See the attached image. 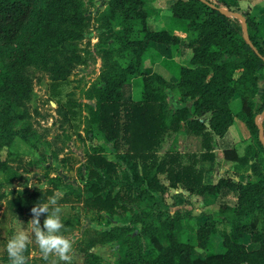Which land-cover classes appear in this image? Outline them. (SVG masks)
<instances>
[{"label":"trees","instance_id":"obj_1","mask_svg":"<svg viewBox=\"0 0 264 264\" xmlns=\"http://www.w3.org/2000/svg\"><path fill=\"white\" fill-rule=\"evenodd\" d=\"M33 2L0 0V41L11 40L18 23L30 15ZM113 3L138 23L141 35L128 41L125 62L112 59L104 65L102 83L92 88L95 104L89 106V119L105 137L114 139L116 146L123 139L125 158L128 162L132 159L133 169L135 162H138L137 166L140 162L143 174H147L151 167L164 173L168 185L155 176L149 181L159 194L163 195L166 187L180 185L190 192L215 197L222 187H227L237 192V198L234 205L220 203L218 220H203L194 231V240L190 241L182 238L176 216H172L175 214L165 212L164 217H160L156 208L162 199L157 201L145 196H132L133 199L145 198L143 202L155 212L144 211L141 216V232L149 236V241L145 245L138 241L120 244L119 256L113 263H103L92 252L93 260L89 263L86 257L85 264H264V173L257 162L264 144L258 136L259 124L254 118L256 112L252 110L259 73L264 69V23L246 13L242 14L244 26L243 22H233L227 13L219 9L224 7L222 0H172L169 5L170 20L180 22L186 31H190L183 37L167 27H150L148 17L151 7L147 0H113ZM156 43L172 46L179 56L175 71L177 80L174 82L142 67L144 53ZM35 57L36 51L30 46L0 52V104L3 106L0 115L5 117L2 138L6 142L17 131L15 125L27 115L26 101L32 91L30 77L19 69L32 64ZM52 70L54 78L67 73L59 68ZM135 77L140 81L137 99L132 95ZM167 87L177 89L181 100H192L191 108L181 106L172 111L167 100ZM234 95L240 98L237 112L230 105ZM261 97L264 99V84ZM205 115H208L206 120L203 119ZM235 117L247 125L252 136V132L256 133L259 141L252 140L247 144L243 154L229 147L222 150L221 156L236 163L235 175L241 166L250 168V174L256 175L255 179H250L248 174L245 179L221 176L214 183L204 182L203 169L196 167L195 154L188 156L187 163L182 162L177 152H168L157 159L154 147L165 129L179 131L181 128L185 132L200 134L201 145L205 149L201 158L214 159L215 155L210 152L212 133L224 135ZM98 153L93 150L88 161L93 162L102 173L95 168L90 170L94 175L90 180L91 195L84 201L99 210L114 212L117 206L125 207L120 201L124 196H120L118 191L100 194L103 185L111 182V174L116 168L113 161ZM7 167V162L0 159V171L5 172ZM47 192L50 190L36 189L9 198L7 204L15 212L32 214L34 206L44 203ZM152 216L157 217L156 229L149 228L147 224V219ZM217 222L227 223L230 228L218 231ZM125 229L127 227L123 225L111 226L107 239H115V233ZM215 233L221 236L224 250H209L202 257L194 254L193 247L206 249L211 235ZM246 241H257L259 247L248 249Z\"/></svg>","mask_w":264,"mask_h":264},{"label":"rangeland","instance_id":"obj_2","mask_svg":"<svg viewBox=\"0 0 264 264\" xmlns=\"http://www.w3.org/2000/svg\"><path fill=\"white\" fill-rule=\"evenodd\" d=\"M171 1L147 0L151 7L148 23L151 28L167 27L183 37L187 36L190 31H186L180 22L169 18ZM222 6L228 9L230 20L241 24V18L233 15L232 11L241 12L242 16V9L233 4L222 3ZM140 35L138 23L116 6L113 0H34L30 15L18 23L11 40L0 41V52L24 46H30L36 51L34 62L19 69L31 79L32 91L26 101L28 112L15 125L14 129L17 131L7 142L2 138L5 117L0 115V159L5 160L8 165L5 172L0 171V264H9L6 245L17 233L20 224L27 230L28 223L33 219L30 213L11 210L7 200L36 189L50 190L46 193L43 204L51 197H56V206L61 208L60 219L63 224L59 234L72 241V259L64 262L56 255H49L45 259L35 242V235L32 234L31 242L23 253L27 264H85L86 257L89 263L93 260L94 252L103 263H113L119 256L120 244L138 241L145 245L149 241V236L141 232V216L144 211L155 212L143 202L145 198L162 199V202L157 200L158 214L160 217H164L165 212L175 214L172 216H176L183 239L194 240V231L204 218L207 219L206 215L218 220V205L224 200L209 198V203L206 202L208 206L204 207L198 204L195 196L192 199L185 198L177 204L168 187L164 188L163 195L159 194L158 190L150 186L149 181L153 176L160 182V179L166 181L164 173L151 167L147 174H143L140 162L138 166V162H135L133 169L132 159H129V163L125 158L126 145L123 139L116 146L115 140L105 137L89 119V106L95 104L92 88L102 83L104 65L112 59L125 62L128 41ZM161 46L153 47L154 50L150 46L144 53L142 67L145 70L150 68L149 62L154 63L156 57H152L153 54L161 55V51L166 53L170 50L168 46ZM172 50L174 51L173 48ZM170 65L174 71L177 70V63L173 59H170ZM54 68L67 73L63 77L54 78ZM259 76L258 91L252 99L256 122L264 121V99L261 97L264 69ZM132 86L133 96L137 99L140 95L139 78L135 77ZM175 92L177 93L176 89ZM171 100L174 103V98ZM191 101L188 103L192 104ZM230 105L234 112L239 110L238 95L231 98ZM2 107L0 104V110ZM207 116H203V119L206 120ZM120 120L122 122V117ZM237 120L241 119L237 117ZM232 125V128H237L235 123ZM245 128L249 131L246 134L249 139L258 143L256 133L252 132V136L246 124ZM182 130L183 128L172 134V130L165 129L154 147L157 159L175 150L174 142L181 139ZM263 132L262 128V134ZM201 142V135L196 136L184 150H195L196 153L192 154L196 155L202 150ZM260 142L264 144L262 140ZM261 148L257 162L264 166V150ZM93 150L113 161L116 168L111 174V182L103 185L100 194L118 191L120 196H124L120 200L124 208L117 206L111 212L85 204L84 199L91 195L90 180L94 178L90 170L95 168L102 173L100 168L88 161ZM199 154L201 156L202 153ZM217 155L221 157L220 153ZM182 159L189 162L188 152ZM197 161L201 164L209 160L197 158ZM132 196L145 198L133 199ZM229 199L227 198L230 202L234 201ZM45 218L46 214L39 217L41 227ZM147 224L149 228L156 229L157 217L147 219ZM115 225L126 226L127 230H118L115 239H107L108 229ZM224 225L223 222H217V230H222ZM196 247L195 253L202 255L203 250Z\"/></svg>","mask_w":264,"mask_h":264},{"label":"crops","instance_id":"obj_3","mask_svg":"<svg viewBox=\"0 0 264 264\" xmlns=\"http://www.w3.org/2000/svg\"><path fill=\"white\" fill-rule=\"evenodd\" d=\"M155 1V0H153ZM157 2V1H155ZM223 4H228V5H235L236 7L242 9L246 14L252 15L256 20L262 21L264 23V0H222ZM151 3H153L151 1ZM234 6V7H235ZM237 12V11H235ZM239 13V12H237ZM241 14V12L239 13ZM161 43H156V44H151V50H154L153 47L159 48L162 47ZM166 46V45H165ZM170 50H167L166 53H164V51H161V55L158 54H153L152 57H156V59L154 60V63H150L149 62V67L147 68L150 69L149 71L153 70L156 71L158 73H160L165 79L169 80V81H176L177 80V76H176V72L173 70V67L170 65V59H173L174 63H178L179 62V58L178 55H176V50L172 47V46H168ZM172 48L174 49V51L172 50ZM175 52V53H174ZM168 58V59H167ZM151 61V60H149ZM133 88V86H132ZM133 90V89H132ZM166 93H167V100L169 103V108L173 110H175L176 108H179L181 106H187L188 108H191V103L189 104L188 102L191 100H187V101H183L180 98V94L177 91V93L175 92V89H171V88H166ZM177 90V89H176ZM133 95V92H132ZM176 96V97H175ZM133 98H135L133 96ZM172 98H174V103L172 102ZM192 102V101H191ZM174 104V106H173ZM174 107V108H173ZM237 117L234 119V122L232 124L235 123V125H237V128L233 127L232 128V124L229 126L228 130L224 133V135L219 136L215 133H212V138L210 140L211 143V149L210 152H212L215 156L214 159L209 160V159H204V160H209L201 162V164H198V161L196 162V167H201L203 169V181L204 182H216L218 180L219 177L221 176H237L238 178L241 179H245L248 174L251 173V169L250 168H243L240 166V168L238 167V172L233 173V171L235 170V166L236 163L232 160H225L223 158L220 157V155L217 154H221L222 150L225 148H229V147H233L236 149V151L238 152V154H243L244 152V148L247 144L252 143V140L249 139V137L246 135L247 133H249V131L246 130L245 128V123L242 120H237ZM262 124V128L264 129V121L262 120L260 122ZM170 129H167V131ZM183 131V130H182ZM172 134H175L179 131H171ZM181 134V139L177 140L174 142L175 145V150H172V152H177L181 157L185 156L186 152H188V156L190 157L192 155V153H196L195 150H189V148H187V151L184 150V148H186V146L188 145V143L196 136H200V134H194L192 132H180ZM189 138V139H187ZM202 150L199 151V153L205 151L204 147L200 144ZM197 152V154L195 155V159L198 158V160H203L199 154ZM219 161V162H217ZM182 162L185 163V160L182 159ZM262 172L264 173V166L262 165ZM256 175L254 174H250V179H255ZM161 182H163L165 185H168V181H163V179H160ZM167 183V184H166ZM170 191L174 194L173 198L176 201V203H180L181 200L185 199V198H191L193 196L198 198V204H202L204 207H207L208 204H206V202L209 203V198L212 199H221L224 201H220L221 203H227L230 205H234L236 198H237V192L235 190H232L230 188L227 187H222L220 189V192L217 196L213 197V196H209L207 194H203V195H199L197 193L194 192H190L184 188H182L180 185H177L176 187H171L169 186ZM227 198H230L229 200H233V202H230L227 200ZM210 206V205H209ZM203 207V209H204ZM201 217V216H199ZM206 218H212L210 217V215H206ZM205 220V218H204ZM225 228L228 230L230 228L229 224H225ZM211 245V247H210ZM246 246L248 249H255L259 247V242L257 241H246ZM196 247V246H194ZM193 247V252L195 253V249ZM198 247V246H197ZM196 247V248H197ZM200 248V247H199ZM208 248V249H207ZM206 249H203L202 255L197 254L199 256H204V254L209 251V250H213L215 252H220L224 250V246L222 244V238L219 235V233H215L213 235H211L210 238V243L207 246ZM95 253V252H94Z\"/></svg>","mask_w":264,"mask_h":264},{"label":"clouds","instance_id":"obj_4","mask_svg":"<svg viewBox=\"0 0 264 264\" xmlns=\"http://www.w3.org/2000/svg\"><path fill=\"white\" fill-rule=\"evenodd\" d=\"M56 204L57 199L53 196L47 203L37 204L31 209L33 219L28 223L27 230L20 224L17 233L7 242L6 251L9 264H27L23 253L31 242L32 234L35 235V242L45 259L49 255H56L61 261H71L72 241L59 234L63 224L60 219L61 208ZM42 214H46L43 227H41L39 219Z\"/></svg>","mask_w":264,"mask_h":264},{"label":"water","instance_id":"obj_5","mask_svg":"<svg viewBox=\"0 0 264 264\" xmlns=\"http://www.w3.org/2000/svg\"><path fill=\"white\" fill-rule=\"evenodd\" d=\"M219 9L221 10V12L223 13H228V10L224 7H219ZM234 15L236 16H239L241 18V21L243 22V26L245 25L244 24V19L243 17L241 16V14L237 13V12H232ZM259 124V130H258V136L259 138L264 142V136L262 134V124L260 122H258ZM235 179H237V176H234Z\"/></svg>","mask_w":264,"mask_h":264}]
</instances>
